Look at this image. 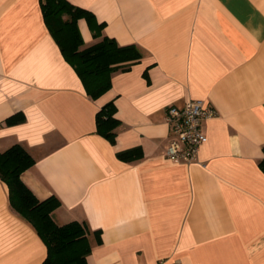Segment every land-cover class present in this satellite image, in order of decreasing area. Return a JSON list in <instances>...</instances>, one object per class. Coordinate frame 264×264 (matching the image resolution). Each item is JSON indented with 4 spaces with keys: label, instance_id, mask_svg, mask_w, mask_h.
<instances>
[{
    "label": "crops",
    "instance_id": "0c3cea01",
    "mask_svg": "<svg viewBox=\"0 0 264 264\" xmlns=\"http://www.w3.org/2000/svg\"><path fill=\"white\" fill-rule=\"evenodd\" d=\"M68 1L93 15L77 21L82 48L108 36L141 57L91 98L40 0H0V151L33 156L23 182L59 199L56 223H84L87 264H264V0ZM196 98L216 111L201 122L207 141L174 162L166 108ZM109 101L114 142L96 130ZM133 147L140 158L117 156ZM46 254L0 179V264Z\"/></svg>",
    "mask_w": 264,
    "mask_h": 264
},
{
    "label": "trees",
    "instance_id": "16d2710c",
    "mask_svg": "<svg viewBox=\"0 0 264 264\" xmlns=\"http://www.w3.org/2000/svg\"><path fill=\"white\" fill-rule=\"evenodd\" d=\"M45 23L65 59L74 67L87 94L97 98L111 87L112 73L128 70L140 59L141 52L134 44L119 45L113 37L103 36L98 42L82 48L83 37L78 27L81 16L93 17L86 9L68 0H40ZM103 23L97 27L98 34ZM113 101L105 103L96 112V130L111 142L115 141V128L119 119L114 116ZM23 114L7 118L8 123L20 122ZM122 160H134L142 156L140 147L119 151ZM35 162L33 156L19 143L0 151V179L9 189L11 206L36 229L44 241L47 254L41 264H87L91 251L87 230L83 222L76 220L58 224L52 212L60 201L55 196L39 199L23 182L21 174ZM260 165L264 171V158Z\"/></svg>",
    "mask_w": 264,
    "mask_h": 264
},
{
    "label": "built area",
    "instance_id": "2783aa9c",
    "mask_svg": "<svg viewBox=\"0 0 264 264\" xmlns=\"http://www.w3.org/2000/svg\"><path fill=\"white\" fill-rule=\"evenodd\" d=\"M215 114V108L200 98L188 99L182 105H169L165 111V121L171 131L167 157L174 162L196 160L200 147L207 141L201 129L202 119Z\"/></svg>",
    "mask_w": 264,
    "mask_h": 264
}]
</instances>
